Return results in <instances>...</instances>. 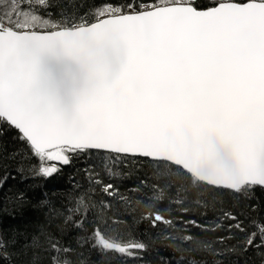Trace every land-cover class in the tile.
Returning a JSON list of instances; mask_svg holds the SVG:
<instances>
[{"label":"snow or ice","instance_id":"6c2138e0","mask_svg":"<svg viewBox=\"0 0 264 264\" xmlns=\"http://www.w3.org/2000/svg\"><path fill=\"white\" fill-rule=\"evenodd\" d=\"M9 132L18 146L5 154L0 141V202H24L23 191L8 187L16 179L9 169L15 164L28 179V157L37 164L31 177L44 180L94 153L110 158L111 179L117 163L147 160L186 182L170 197L177 212L190 211L189 189L234 197L236 210L210 230L226 233L221 244L236 241L229 254L264 256V216L252 215L258 205L251 204L264 192V0H102L82 15L54 13L52 0H0V138ZM84 171L90 189L118 191ZM40 205L61 234L69 225L84 230L83 195L68 215L47 197ZM157 222L171 225L159 211L150 219ZM40 231L54 253L50 264H88L52 231ZM89 239L103 257L146 264L148 242L93 230L80 243ZM10 243L0 235L8 264L16 255ZM25 247H42L39 237Z\"/></svg>","mask_w":264,"mask_h":264},{"label":"trees","instance_id":"16d2710c","mask_svg":"<svg viewBox=\"0 0 264 264\" xmlns=\"http://www.w3.org/2000/svg\"><path fill=\"white\" fill-rule=\"evenodd\" d=\"M52 3L54 13L75 11L82 15L94 5L101 4L102 0H52ZM0 141L5 154L18 146L15 132L7 133ZM111 164L109 157L101 158L98 153H94L90 157L74 161L70 166H64L58 176L46 180L31 177L30 170L37 166L36 160L31 157L24 161L28 179H20L13 164L9 170L16 179H10L8 187L13 191H23L25 198L22 204H12L6 200L0 202V235L5 242L12 241L8 244L7 251L16 253L11 264H31L33 256L40 258L38 264H50L54 253L47 250L49 245L41 235L42 227L52 231L62 247L73 249L88 264H120L118 257L99 255L92 248L91 239L80 243V237H90L93 230L108 236L118 235L125 241L148 242L150 247L145 255L146 264H160L161 258L168 264H216L217 261L220 264H264V256L252 249L239 255L227 253L225 250L236 244V241L221 244L219 238L226 233L220 229L210 230L224 211L236 210V199L230 194L208 189H189L185 200L190 211L177 212L170 197H174L178 189L188 187L178 175H168L158 171L157 165L140 160L126 165L117 163L114 170L118 175L111 179L104 170V165ZM85 168H89L92 176L103 183H113L118 190L115 195L107 196L98 187L90 189ZM161 190H164V198L156 201L154 197ZM80 195H83L88 204L87 208L81 207L77 213H86L84 230L69 225L61 234L54 226L49 225L51 211L42 207L40 201L47 197L56 210L68 215L69 209L76 208ZM256 197L251 204L258 205V208L252 215L264 216V192L257 191ZM197 200L200 201L199 204L196 203ZM101 201L106 207L101 205ZM158 211L164 213L166 220H171V225L157 222L156 227L152 226L150 219ZM75 218L77 217L74 216ZM189 221H195V224ZM60 222L58 218L53 221V225ZM33 236L39 237L42 247H25L32 244ZM204 245L209 248L206 249ZM213 252L224 254L214 255ZM70 258L75 260L77 256L72 255ZM0 264H8V261L0 258Z\"/></svg>","mask_w":264,"mask_h":264}]
</instances>
